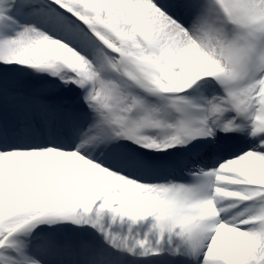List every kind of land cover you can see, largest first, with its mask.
Here are the masks:
<instances>
[{
  "label": "snow or ice",
  "instance_id": "1",
  "mask_svg": "<svg viewBox=\"0 0 264 264\" xmlns=\"http://www.w3.org/2000/svg\"><path fill=\"white\" fill-rule=\"evenodd\" d=\"M0 264H264V0H0Z\"/></svg>",
  "mask_w": 264,
  "mask_h": 264
}]
</instances>
